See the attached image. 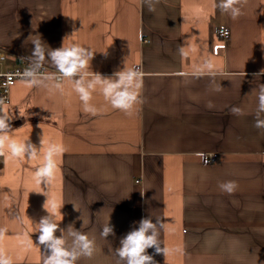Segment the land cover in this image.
Instances as JSON below:
<instances>
[{
    "label": "crops",
    "instance_id": "obj_1",
    "mask_svg": "<svg viewBox=\"0 0 264 264\" xmlns=\"http://www.w3.org/2000/svg\"><path fill=\"white\" fill-rule=\"evenodd\" d=\"M211 3L160 0L150 12L141 0H0L2 71L26 60L39 35L52 49L71 41L92 48L90 72L138 66L143 73V102L131 117L99 90L93 116L67 83L62 94L21 80L11 87L2 111L12 112L13 138L66 148L55 178L41 187L33 170L42 158L0 157V227L7 229L0 247L13 264H42L44 247L32 230L49 201L62 206L57 219L69 243L71 226L95 238L94 256L76 264H117L120 239L147 217L163 223L161 247L179 249L166 256L147 249L156 264H264V129L254 127L264 86V0H248L236 20L212 12ZM222 28L228 38L217 35ZM205 58L214 62L211 76L177 75ZM233 106L244 114L233 115ZM227 180L238 184L231 195L218 188ZM108 221L115 235L104 239ZM25 235L34 245L21 244Z\"/></svg>",
    "mask_w": 264,
    "mask_h": 264
},
{
    "label": "clouds",
    "instance_id": "obj_2",
    "mask_svg": "<svg viewBox=\"0 0 264 264\" xmlns=\"http://www.w3.org/2000/svg\"><path fill=\"white\" fill-rule=\"evenodd\" d=\"M143 6H147L150 12H154L160 0H141ZM248 0H212L211 11L217 8L227 14L231 19L236 20L244 15V8ZM207 12V10H203ZM226 36V29L221 30ZM34 46L32 53L26 58L29 66L20 75L23 84L31 89L37 88L48 92L63 93L65 83L71 86L83 106V111L90 115H97L99 109L92 103L93 93L99 90L105 102L113 109L119 110L125 116H133L136 108L143 101L141 90L143 88V73L138 66L123 67L122 70L114 72L110 76H102L100 73L89 71L90 61L94 57L95 51L90 47H85L75 41L61 47L50 48L39 35H35L31 40ZM183 55H188L181 48ZM45 62L50 63L55 68V73L42 74ZM215 72L214 62L211 59H202L194 64L191 72H180L177 75L200 78L204 75H212ZM218 90V89H217ZM4 101L0 98V104ZM212 107L211 103L208 105ZM233 115H243L244 110L233 106L230 109ZM12 112L0 111V157L8 161L29 160L34 161L42 158V163L33 170V180L41 187L49 185L58 171V159L66 151L63 143L42 139L40 147L29 141V139L18 140L11 135ZM254 127L264 129V86H261L257 93V107L255 110ZM198 156L207 163L203 153ZM221 192L233 194L238 184L234 180L218 182ZM143 195V194H141ZM45 208L48 215L42 217L38 223L33 224L32 233H38L37 243L44 247L41 252L42 264H76L84 258H92L96 252L95 238H90L86 233L76 230L72 226L69 228V243L64 236V229H59L58 222L62 216L59 209L62 207L55 201H49ZM60 216L61 219H57ZM163 227L161 219L156 218V222L151 217L141 218L138 226L128 231L119 241L116 249L117 264H156L153 255H149L147 249L153 248L156 254L163 253L164 256L172 254L179 249L161 247L160 230ZM59 230L58 237L55 232ZM7 229L0 227V241L5 239ZM100 235L106 239L114 236L113 226L109 221L103 226ZM21 244L34 245L30 236L25 235L21 239ZM37 247V246H36ZM38 248V247H37ZM39 249V248H38ZM0 264H13V258L8 255L3 247H0Z\"/></svg>",
    "mask_w": 264,
    "mask_h": 264
},
{
    "label": "built area",
    "instance_id": "obj_3",
    "mask_svg": "<svg viewBox=\"0 0 264 264\" xmlns=\"http://www.w3.org/2000/svg\"><path fill=\"white\" fill-rule=\"evenodd\" d=\"M222 29H226V28H222ZM222 29H219L217 31V35L220 38H228L230 35L229 30L226 29L228 35L225 36L221 31ZM4 60H5V55L0 52V98H2L4 101L3 104H0V111H2L3 107L8 105L9 103V92L11 87L15 84L16 81L21 80L20 75L24 72L25 68L29 66V62L27 60H18L17 63L14 66H12L9 70L2 71L1 62ZM55 72L56 70H52L43 65L42 74H50ZM214 160L215 159L213 156L211 155L208 156L209 162H213Z\"/></svg>",
    "mask_w": 264,
    "mask_h": 264
},
{
    "label": "rangeland",
    "instance_id": "obj_4",
    "mask_svg": "<svg viewBox=\"0 0 264 264\" xmlns=\"http://www.w3.org/2000/svg\"><path fill=\"white\" fill-rule=\"evenodd\" d=\"M3 62H4V61H3ZM3 62H2V63H3Z\"/></svg>",
    "mask_w": 264,
    "mask_h": 264
}]
</instances>
